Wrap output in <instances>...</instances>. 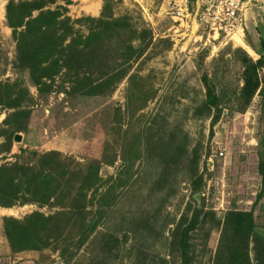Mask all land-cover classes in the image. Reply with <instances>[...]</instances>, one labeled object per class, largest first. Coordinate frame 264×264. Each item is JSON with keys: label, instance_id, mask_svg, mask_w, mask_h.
<instances>
[{"label": "trees", "instance_id": "obj_1", "mask_svg": "<svg viewBox=\"0 0 264 264\" xmlns=\"http://www.w3.org/2000/svg\"><path fill=\"white\" fill-rule=\"evenodd\" d=\"M69 2L6 0L4 4L5 25L14 41V56L9 62L14 77L2 78L0 72V109L4 112L0 120V155L9 154L15 135L27 130L34 97L22 74L37 96L54 92L74 99L109 95L125 80L127 120L124 128L122 121H117L113 143L121 146L117 151L104 144L99 158L83 162L58 150L38 151L21 146L11 154L12 160L0 156V207L36 206L21 217L1 216V232L9 251L50 249L61 263L69 262L102 223L107 210L128 191L130 199L137 195L138 204L137 221H130V230L137 228V234L151 236L161 210L184 180L190 187L193 205L186 203L177 216L160 222L161 227L172 225L166 249L170 254L174 252L178 264L192 263L193 236L206 220L218 231L209 264H251L250 242L255 263L264 264V238L254 232L252 216L253 205L264 186V74L259 73L264 68L262 39L258 42L263 53L254 60L242 48H236L242 67L241 84L231 97L225 98L222 91H216L205 74L200 77L203 98L193 112L208 117L210 127L218 120L223 102H234L241 112L254 94L259 96L263 123L255 145L259 190L252 204L243 209L232 202L216 214L193 197L203 186L198 172L199 143L191 144L182 127L163 115L155 113L139 119V110L155 95L147 76L133 67L156 54L150 28L139 16L134 20L125 9L116 13L113 5L120 0H102L96 16L75 18L66 14ZM245 44L254 49L250 42ZM135 113L137 122L133 128L130 120ZM117 159L120 162L115 174L102 177L100 166L112 165ZM136 161L137 191L131 187ZM42 207L48 211L40 210ZM161 233L160 229L156 231V235Z\"/></svg>", "mask_w": 264, "mask_h": 264}, {"label": "rangeland", "instance_id": "obj_2", "mask_svg": "<svg viewBox=\"0 0 264 264\" xmlns=\"http://www.w3.org/2000/svg\"><path fill=\"white\" fill-rule=\"evenodd\" d=\"M5 2L0 0V72L2 78H13L14 72L9 62L14 56V41L10 29L5 25ZM101 2L70 0L66 5V14L70 18L95 16L93 14L99 12ZM249 3L262 8L264 0H249ZM113 6L116 13L127 10L134 20L139 16L150 28L154 42L153 51L156 54L142 59V63L133 64L139 74L147 76L155 89L153 99L139 110V119L144 120L158 113L170 123L180 125L191 144L199 143L198 172L202 175L203 186L197 201H202L205 208L221 214L232 202L245 207V200L254 196L253 192L259 188V176L255 173L256 161L250 155L255 152V147L253 149L247 143L250 137L257 140L263 128L258 107L259 96L254 94L241 112L236 110L234 102H223L219 118L212 127L209 118L196 116L193 108L203 98L204 88L200 77L204 74L214 83L216 91L224 93L225 98L231 97L232 92L238 89L242 67L239 53L235 50L242 48L252 60L256 58L254 51L243 47L248 41L257 49L259 43L255 29L247 22L240 44L228 42L217 45V40H205L204 33L195 30L193 24L177 25L169 12V0H120ZM259 73H264V69ZM21 76L34 101L26 132H18L19 140H13L10 153L0 155L6 156L5 160L13 159L11 154L17 151V146L38 151L58 150L81 162L99 158L104 144L108 148L115 147L117 151L120 149V143H113L117 136V121H122L124 128L127 120L124 119L125 80L119 82L109 95L74 99L54 92L37 96L27 76ZM3 116L4 112L0 109V120ZM136 117L137 113L130 120L133 128L137 122ZM215 146L224 147L223 157L215 154ZM119 162L117 159L112 165L102 164L99 174L104 178L114 175L119 169ZM133 172L135 177L132 176L134 182L131 187L137 191V161ZM127 194V198L123 197L107 210L102 223L96 226L75 257L65 264H178L174 252L170 254L166 249L172 225L161 227L160 222L163 218L177 216L186 203L193 205L189 185L184 180L178 183L176 193L161 210L151 236L137 234V228L135 231L130 230V221H137L138 204L137 195L130 199L129 191ZM221 201L223 209L219 207ZM33 209H36L35 205L25 204L13 206L6 212L21 217ZM40 210L47 212L48 208L42 207ZM159 229L162 233L156 235ZM217 237L218 231L206 220L193 236L194 258L191 264H209L208 257ZM0 264L63 263L57 253L50 249L11 253L0 228Z\"/></svg>", "mask_w": 264, "mask_h": 264}, {"label": "built area", "instance_id": "obj_3", "mask_svg": "<svg viewBox=\"0 0 264 264\" xmlns=\"http://www.w3.org/2000/svg\"><path fill=\"white\" fill-rule=\"evenodd\" d=\"M244 10L245 0H169V12L177 25L191 23L195 30L204 33L205 40H217V45L242 41ZM213 151L219 157L224 156L222 146H215Z\"/></svg>", "mask_w": 264, "mask_h": 264}, {"label": "crops", "instance_id": "obj_4", "mask_svg": "<svg viewBox=\"0 0 264 264\" xmlns=\"http://www.w3.org/2000/svg\"><path fill=\"white\" fill-rule=\"evenodd\" d=\"M251 1H260L261 2L262 0H251ZM244 11H245V27H246V23L248 22V25L253 27L256 31L257 41L259 40V38H261L262 43L264 44V5L261 8L259 5L255 6L254 4L249 3V0H245V10ZM97 14H98V12H96V14H93V15L96 16ZM252 46H253V44H252ZM243 47H246L251 52L254 51V55L256 58L258 57L259 53H263V50L261 48L260 43H259V46L257 47V49H254V50L251 49L247 44L244 45ZM253 48H254V46H253ZM247 118H248V116H247ZM246 130H247V128L244 127V131H246ZM247 143L252 145V147L254 149V147L256 145V139L253 137H250ZM252 147H251V149H252ZM250 155H252L254 157L253 160L256 161L255 152L251 153ZM258 190H259V188L253 192L254 196H252L250 199L247 198L245 200L246 206L243 207V209H248L250 207V205L252 204V202L255 198V194L257 193ZM222 204H223V202L221 201L219 204V207L221 209H223ZM236 206L238 208H241L238 205H236ZM11 207H13V206H11ZM11 207H0V218L3 215H8L6 211L9 210ZM252 216H253V222H254V232L258 236H261L264 238V186L262 188L260 197L256 200V202L253 205ZM0 228H1V221H0ZM249 245H250V249L248 251V256H249L250 262H251V264H256L254 261V251L251 247L252 242H250ZM7 249H8V246H7Z\"/></svg>", "mask_w": 264, "mask_h": 264}, {"label": "water", "instance_id": "obj_5", "mask_svg": "<svg viewBox=\"0 0 264 264\" xmlns=\"http://www.w3.org/2000/svg\"><path fill=\"white\" fill-rule=\"evenodd\" d=\"M14 139H15L16 141H18V140H19V135L16 134L15 137H14ZM197 196H198V193H194V194H193V197H194L196 200H197Z\"/></svg>", "mask_w": 264, "mask_h": 264}, {"label": "bare ground", "instance_id": "obj_6", "mask_svg": "<svg viewBox=\"0 0 264 264\" xmlns=\"http://www.w3.org/2000/svg\"><path fill=\"white\" fill-rule=\"evenodd\" d=\"M243 46H244V44H243ZM249 51V50H248Z\"/></svg>", "mask_w": 264, "mask_h": 264}]
</instances>
